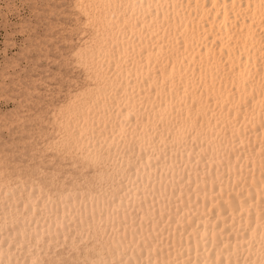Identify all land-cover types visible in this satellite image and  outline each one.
<instances>
[{
  "label": "snow or ice",
  "instance_id": "1",
  "mask_svg": "<svg viewBox=\"0 0 264 264\" xmlns=\"http://www.w3.org/2000/svg\"><path fill=\"white\" fill-rule=\"evenodd\" d=\"M0 264H264V0H0Z\"/></svg>",
  "mask_w": 264,
  "mask_h": 264
},
{
  "label": "rangeland",
  "instance_id": "2",
  "mask_svg": "<svg viewBox=\"0 0 264 264\" xmlns=\"http://www.w3.org/2000/svg\"><path fill=\"white\" fill-rule=\"evenodd\" d=\"M56 166L62 173V181L68 182L69 187H74V185L88 187V181L96 170L94 166L78 157L76 153L57 161Z\"/></svg>",
  "mask_w": 264,
  "mask_h": 264
},
{
  "label": "bare ground",
  "instance_id": "3",
  "mask_svg": "<svg viewBox=\"0 0 264 264\" xmlns=\"http://www.w3.org/2000/svg\"><path fill=\"white\" fill-rule=\"evenodd\" d=\"M254 2L256 3V4H259V2H260V0H254ZM87 144V140H85V145ZM76 154L78 155V157H80V158H83L85 161H86V158H85V156L84 155H81L79 152H76ZM85 189L87 188V187H84ZM69 189H70V191H72V192H79V191H81V186H78V185H74V187H69Z\"/></svg>",
  "mask_w": 264,
  "mask_h": 264
}]
</instances>
